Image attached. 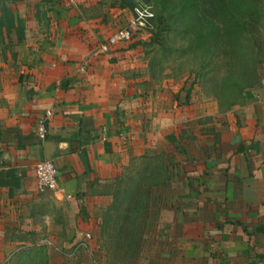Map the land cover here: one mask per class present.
Masks as SVG:
<instances>
[{"label":"crops","instance_id":"0c3cea01","mask_svg":"<svg viewBox=\"0 0 264 264\" xmlns=\"http://www.w3.org/2000/svg\"><path fill=\"white\" fill-rule=\"evenodd\" d=\"M128 1L0 0V264L12 236L44 232L91 235L131 264H264V82L225 112L157 83L140 68L148 31L105 44ZM169 153L182 160L144 213L100 223L123 173ZM47 158L59 196L35 187Z\"/></svg>","mask_w":264,"mask_h":264},{"label":"rangeland","instance_id":"374dc122","mask_svg":"<svg viewBox=\"0 0 264 264\" xmlns=\"http://www.w3.org/2000/svg\"><path fill=\"white\" fill-rule=\"evenodd\" d=\"M130 1L132 2L130 8L133 10L136 3L134 0ZM182 1L186 0H149V5L152 7V22L150 21L151 29L147 30V33L149 37L151 36V39L154 37L161 44L160 46L155 45L153 47L150 44H145V48L142 49V54H144L142 55L143 59L141 58L140 68L145 70L149 77L159 84L183 92L185 89L190 88L189 95L194 100L201 98L213 100L212 85L209 80L214 74L219 72L218 75L221 76V73L225 72L223 68L219 67L218 50L213 51L210 66L203 67V64L208 63V55L204 58H197L190 56L186 51L181 53L180 49H186L191 39L189 34H185L187 23L195 20L199 24L203 23V26L205 25L204 21H206V24L207 21L214 23V15H218V9L233 7L235 0H188V6L193 5L194 7V16H188L187 18H183L184 13L181 12V7H183ZM250 1L256 4L260 8V11L264 13V0H248L247 2ZM0 10L1 23L9 25V7L1 5ZM130 18L131 16L128 19ZM261 36L264 42V34L262 33ZM202 59H205L206 62H203ZM200 69H202L203 74L202 80L198 79L197 81L195 79ZM258 75V83L250 89L256 88L264 82V64L258 67ZM181 160V156L173 157L169 153L157 156L151 159V161L141 160L137 164L138 167H135L136 170L123 173V177L120 178L121 183L116 192L118 194L114 195L115 192H112L111 202L105 207L103 220L100 223L105 222L106 226L114 223V219L118 213L119 217L125 215L122 217L124 222L127 215L132 217L143 214L147 209V196L150 186L157 181L166 179L169 167H171L174 161L179 163ZM126 222L131 223L132 221L129 219ZM117 223L118 221L116 220L115 224ZM106 229L107 227L103 226L101 233L105 234V236L110 234L109 237H114L113 233H106ZM78 236H64L60 233L53 235L46 232L43 235H14L12 236L14 249L3 264H15L17 253L30 249H40L42 251L40 258L33 257L32 255V259L34 258L33 264H131L129 260L130 253L104 251L96 243L94 244L91 235V240L84 248L75 249L76 244L83 237ZM95 240H97V236L96 238L94 237ZM119 255L121 259H117Z\"/></svg>","mask_w":264,"mask_h":264},{"label":"trees","instance_id":"16d2710c","mask_svg":"<svg viewBox=\"0 0 264 264\" xmlns=\"http://www.w3.org/2000/svg\"><path fill=\"white\" fill-rule=\"evenodd\" d=\"M247 1L235 0L233 7L216 8L218 15H214V23L207 21L206 24L204 21V26L197 20L187 23L185 34H189L191 39L186 49H180L181 53L186 51L197 58L208 55V63L203 64V67L210 66L213 51L218 50L219 67L225 72H220L221 76L218 75L219 72L214 74L219 79L213 75L209 81L212 85V98L221 112L243 103L245 90L256 86L259 81L258 67L264 64V42L261 36L264 34V13L256 4ZM187 2L188 0L182 1L183 18L194 16V7L188 6ZM160 44L152 37L150 46ZM202 60L206 62L205 59ZM202 69L195 80H202ZM189 92L190 88L186 89L185 98ZM115 221L116 218L113 224ZM32 255L40 258L42 251L30 249L19 252L15 264H33Z\"/></svg>","mask_w":264,"mask_h":264},{"label":"built area","instance_id":"2783aa9c","mask_svg":"<svg viewBox=\"0 0 264 264\" xmlns=\"http://www.w3.org/2000/svg\"><path fill=\"white\" fill-rule=\"evenodd\" d=\"M134 2L136 5L132 10L131 18L127 20L125 27L117 29L106 39L105 44L107 46L128 41L139 32L151 29L150 20L152 18V11L149 0H134ZM48 119L49 113H45L38 119L36 124L35 135L40 140H44L45 124ZM33 174L35 187L38 191H49L54 196L61 195L62 190L57 180L56 169L51 161H41L34 164ZM90 240V235H84L76 244L75 249L84 248Z\"/></svg>","mask_w":264,"mask_h":264},{"label":"water","instance_id":"95a60500","mask_svg":"<svg viewBox=\"0 0 264 264\" xmlns=\"http://www.w3.org/2000/svg\"><path fill=\"white\" fill-rule=\"evenodd\" d=\"M45 161H48V158H47V159H45Z\"/></svg>","mask_w":264,"mask_h":264}]
</instances>
